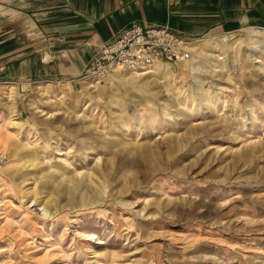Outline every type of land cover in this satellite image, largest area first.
Segmentation results:
<instances>
[{
	"label": "rangeland",
	"instance_id": "rangeland-1",
	"mask_svg": "<svg viewBox=\"0 0 264 264\" xmlns=\"http://www.w3.org/2000/svg\"><path fill=\"white\" fill-rule=\"evenodd\" d=\"M193 46L0 82V264H264V31Z\"/></svg>",
	"mask_w": 264,
	"mask_h": 264
},
{
	"label": "crops",
	"instance_id": "crops-1",
	"mask_svg": "<svg viewBox=\"0 0 264 264\" xmlns=\"http://www.w3.org/2000/svg\"><path fill=\"white\" fill-rule=\"evenodd\" d=\"M131 23L193 40L263 32L264 0H0V82L77 78Z\"/></svg>",
	"mask_w": 264,
	"mask_h": 264
},
{
	"label": "built area",
	"instance_id": "built-area-1",
	"mask_svg": "<svg viewBox=\"0 0 264 264\" xmlns=\"http://www.w3.org/2000/svg\"><path fill=\"white\" fill-rule=\"evenodd\" d=\"M193 41L167 27L131 23L98 48L77 78L96 85L119 72H144L154 64H184L190 60ZM5 161L0 154V169Z\"/></svg>",
	"mask_w": 264,
	"mask_h": 264
},
{
	"label": "bare ground",
	"instance_id": "bare-ground-1",
	"mask_svg": "<svg viewBox=\"0 0 264 264\" xmlns=\"http://www.w3.org/2000/svg\"><path fill=\"white\" fill-rule=\"evenodd\" d=\"M195 41H196V40H194V41L192 42L190 50H193V48H194L193 45H194ZM155 66H159V64H154L150 69H152V68L154 69ZM150 69H149V70H150ZM149 70H148V71H149ZM140 72H142V71H140ZM140 72H129V73H130V74H134V73H140ZM144 72H145V73H148L147 71H144ZM144 75H146V74H136V77H140V76H144ZM113 76H114V75H113ZM131 76H133V75H131ZM128 77H130V76L128 75Z\"/></svg>",
	"mask_w": 264,
	"mask_h": 264
}]
</instances>
